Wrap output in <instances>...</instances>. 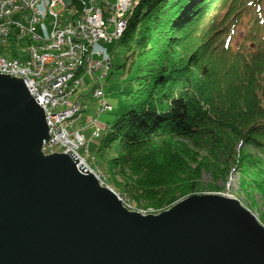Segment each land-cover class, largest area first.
Listing matches in <instances>:
<instances>
[{
	"label": "trees",
	"instance_id": "16d2710c",
	"mask_svg": "<svg viewBox=\"0 0 264 264\" xmlns=\"http://www.w3.org/2000/svg\"><path fill=\"white\" fill-rule=\"evenodd\" d=\"M133 1L107 47L109 57L115 43L124 50L132 76L99 156L111 151L128 192L155 207L199 179L189 146L212 159L219 150L264 195V0Z\"/></svg>",
	"mask_w": 264,
	"mask_h": 264
},
{
	"label": "water",
	"instance_id": "95a60500",
	"mask_svg": "<svg viewBox=\"0 0 264 264\" xmlns=\"http://www.w3.org/2000/svg\"><path fill=\"white\" fill-rule=\"evenodd\" d=\"M49 138L22 79L0 74V264H264V228L237 201L142 216L70 151L44 155Z\"/></svg>",
	"mask_w": 264,
	"mask_h": 264
},
{
	"label": "built area",
	"instance_id": "2783aa9c",
	"mask_svg": "<svg viewBox=\"0 0 264 264\" xmlns=\"http://www.w3.org/2000/svg\"><path fill=\"white\" fill-rule=\"evenodd\" d=\"M135 5L133 0H0V41L20 47L0 58V74L21 78L42 109L50 135L42 144L44 155L70 151L85 162L79 155L85 145L82 130L91 128L97 138L103 127L98 117L112 110L100 84L110 69L107 47L122 36ZM96 71L101 74L92 79ZM86 78L100 106L83 126L87 105L80 92L89 84Z\"/></svg>",
	"mask_w": 264,
	"mask_h": 264
},
{
	"label": "rangeland",
	"instance_id": "374dc122",
	"mask_svg": "<svg viewBox=\"0 0 264 264\" xmlns=\"http://www.w3.org/2000/svg\"><path fill=\"white\" fill-rule=\"evenodd\" d=\"M96 2L100 4L104 2L112 3L113 0H96ZM239 30H242V28ZM238 42L239 38H233L231 42L233 49L237 47ZM23 43H26L25 40ZM115 44L111 47V67L108 70L107 77L100 80V84L105 91L104 100L112 107V110L98 117L97 121L100 126L106 122L110 123L114 121L124 111V95L127 91L126 84L132 76V70L129 67H121L126 55L124 50ZM14 48L20 50L17 44L15 46L12 45V42L4 43L0 41V58H8L14 55ZM100 74L101 72L96 71L91 74V77L94 79V75ZM88 81L89 79L86 78V83ZM91 87L92 82L89 81V84L83 86L80 92V100L87 105V110L81 122L83 126L88 124L85 118L89 117L91 120V117H95L94 111L100 106V101L92 98L90 94ZM82 131L85 137V145L79 150V155L85 161L86 170L96 178L99 185L107 187L117 195L122 206L128 211L136 212L140 215H158L187 197L194 195H216L237 201L240 207L249 212L256 223L264 228V195L261 193L263 192L262 187L258 186L259 189H257V185L253 183V180L245 176L243 177L238 167L235 168L232 162L228 161L229 159L226 158V155L218 153L219 150L216 151L217 154L212 159L205 150L189 146L188 150L191 154L193 153V156H188L190 158L193 157V161H195L194 164L189 165V168L194 169L196 165L199 166V179L192 182V188L188 190L186 195L176 194L174 200L166 201L155 207L143 198L138 201L135 200L132 194L128 192L129 172L126 169L123 173L118 172V168L112 169L106 162L112 158L111 151L102 152V158L99 156L101 154L98 151L99 141L102 134L97 139H91V128ZM184 181L185 179H182V182Z\"/></svg>",
	"mask_w": 264,
	"mask_h": 264
},
{
	"label": "bare ground",
	"instance_id": "6f19581e",
	"mask_svg": "<svg viewBox=\"0 0 264 264\" xmlns=\"http://www.w3.org/2000/svg\"><path fill=\"white\" fill-rule=\"evenodd\" d=\"M48 141V140H47ZM46 141V142H47ZM60 154H65V153H63V152H60ZM85 162H83L82 160L81 161H78L77 160V162H76V167H78L80 164L84 167V169H85V165L86 164H84ZM117 196V195H116ZM147 215H150V214H147ZM142 216H146L145 214H142Z\"/></svg>",
	"mask_w": 264,
	"mask_h": 264
}]
</instances>
